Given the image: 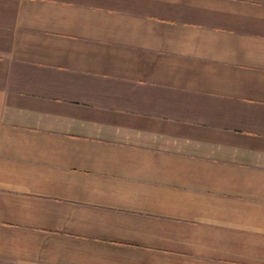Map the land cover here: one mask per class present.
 <instances>
[{
  "label": "crops",
  "instance_id": "obj_1",
  "mask_svg": "<svg viewBox=\"0 0 264 264\" xmlns=\"http://www.w3.org/2000/svg\"><path fill=\"white\" fill-rule=\"evenodd\" d=\"M0 264H264V0H0Z\"/></svg>",
  "mask_w": 264,
  "mask_h": 264
}]
</instances>
